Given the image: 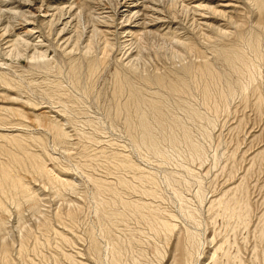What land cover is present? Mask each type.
<instances>
[{"label":"rangeland","instance_id":"obj_1","mask_svg":"<svg viewBox=\"0 0 264 264\" xmlns=\"http://www.w3.org/2000/svg\"><path fill=\"white\" fill-rule=\"evenodd\" d=\"M258 7L0 0V264H264Z\"/></svg>","mask_w":264,"mask_h":264},{"label":"bare ground","instance_id":"obj_2","mask_svg":"<svg viewBox=\"0 0 264 264\" xmlns=\"http://www.w3.org/2000/svg\"><path fill=\"white\" fill-rule=\"evenodd\" d=\"M257 1V3L259 4V9H261V8H263L264 9V0H256ZM261 7V8H260ZM262 9V10H263ZM131 12V11H130ZM262 12V11H261ZM126 13V12H125ZM133 13V12H132ZM131 14V13H130ZM160 19V18H159ZM38 46V45H37ZM159 81V80H158ZM141 121H143L142 119H141ZM147 121V120H146ZM143 124V123H142ZM146 124V123H145ZM143 127L145 128V130H148V127H147V125H144L143 124ZM143 129V128H142ZM145 132V131H144Z\"/></svg>","mask_w":264,"mask_h":264}]
</instances>
